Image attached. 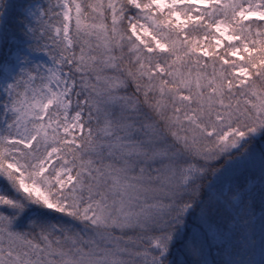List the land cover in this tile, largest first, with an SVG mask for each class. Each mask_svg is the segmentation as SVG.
<instances>
[{
  "label": "snow or ice",
  "instance_id": "1",
  "mask_svg": "<svg viewBox=\"0 0 264 264\" xmlns=\"http://www.w3.org/2000/svg\"><path fill=\"white\" fill-rule=\"evenodd\" d=\"M0 264H264V0H0Z\"/></svg>",
  "mask_w": 264,
  "mask_h": 264
}]
</instances>
